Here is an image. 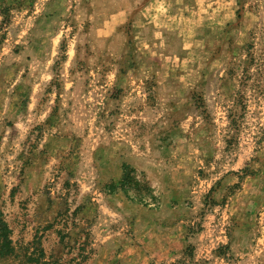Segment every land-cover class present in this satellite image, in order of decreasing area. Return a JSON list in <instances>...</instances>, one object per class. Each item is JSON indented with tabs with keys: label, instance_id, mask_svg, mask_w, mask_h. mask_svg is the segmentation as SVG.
<instances>
[{
	"label": "rangeland",
	"instance_id": "1",
	"mask_svg": "<svg viewBox=\"0 0 264 264\" xmlns=\"http://www.w3.org/2000/svg\"><path fill=\"white\" fill-rule=\"evenodd\" d=\"M0 264H264V0H0Z\"/></svg>",
	"mask_w": 264,
	"mask_h": 264
},
{
	"label": "trees",
	"instance_id": "2",
	"mask_svg": "<svg viewBox=\"0 0 264 264\" xmlns=\"http://www.w3.org/2000/svg\"><path fill=\"white\" fill-rule=\"evenodd\" d=\"M134 173L135 172L133 170L129 169V168H125L124 169L123 178H122L121 183H120L121 191L123 192V194L125 195V197L129 201H131L133 203H141L145 207H147V203H145L144 200L140 199V200L137 201V199L132 197V195H131V192H130L131 189H134V192H136V194H138V195H140V193H141L140 190L138 188H136L138 185L133 182ZM145 193H146L145 196L151 194V189L147 188Z\"/></svg>",
	"mask_w": 264,
	"mask_h": 264
},
{
	"label": "crops",
	"instance_id": "3",
	"mask_svg": "<svg viewBox=\"0 0 264 264\" xmlns=\"http://www.w3.org/2000/svg\"><path fill=\"white\" fill-rule=\"evenodd\" d=\"M178 242H177V245H171V244H173V243H170L169 245V247H168V249H170V250H172L173 248H174V246H175V248H182L183 247V245L181 244V242H180V240H179V238H178V240H177ZM167 254H168V250H166L165 252H163V258H164V256H165V258L167 257Z\"/></svg>",
	"mask_w": 264,
	"mask_h": 264
}]
</instances>
